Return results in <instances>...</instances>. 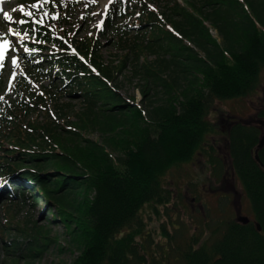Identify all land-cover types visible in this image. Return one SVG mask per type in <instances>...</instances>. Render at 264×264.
Instances as JSON below:
<instances>
[{"label": "trees", "instance_id": "trees-1", "mask_svg": "<svg viewBox=\"0 0 264 264\" xmlns=\"http://www.w3.org/2000/svg\"><path fill=\"white\" fill-rule=\"evenodd\" d=\"M28 1L34 0H21ZM164 1L160 10L145 0L126 8L120 0L112 4L109 39L122 51L116 61L105 62L92 35L75 39L61 27L54 33L45 28L47 19L42 27L26 24L25 33H36L40 42L20 43L26 60L36 69L48 63L69 101L51 98L55 115L29 120L31 131L2 123L0 264H36L51 246L58 254L78 253L71 264H264V145L257 149L264 127L232 117L226 156H213L214 143L208 144L218 133L213 102L248 97L260 83L264 0ZM117 14L135 17L119 29ZM43 43L58 49L40 60L37 53L49 49ZM127 75L142 82L144 106L120 93L117 82ZM47 100L31 93L15 111L25 120L34 108L49 110ZM72 100L80 102L77 109ZM257 116L264 124V107ZM207 146L214 175L237 180L261 231L226 216L194 226L188 239L176 233L181 226L167 208L171 192L164 178L208 155ZM219 183L212 181L211 190L225 187ZM39 200L64 228V245L45 224L17 218L22 203Z\"/></svg>", "mask_w": 264, "mask_h": 264}, {"label": "rangeland", "instance_id": "rangeland-1", "mask_svg": "<svg viewBox=\"0 0 264 264\" xmlns=\"http://www.w3.org/2000/svg\"><path fill=\"white\" fill-rule=\"evenodd\" d=\"M50 6H47V13L50 14L55 9L58 0H53ZM67 4V9L60 10V16L56 19L53 18V22L58 24L59 19L65 20L67 23H63L68 32L72 31L75 39L85 38L87 35H96L101 40V54L105 62L119 60L122 51L116 48L113 42H110L107 37L102 36L101 29L103 28L105 14L107 10L104 9L106 0H64ZM111 1V0H110ZM122 1V0H121ZM151 7L164 9L166 4L164 0H145ZM16 6V0H0V51L3 52L0 57V77L6 82L5 90L0 95V122L6 119V122L10 125H14L18 128H28V121L21 120L15 113V100L21 97L22 94L29 95L30 91H34L40 88L42 85L51 88L53 99L58 98L60 102H68L69 97L64 94L59 87H52L48 76L43 74H34L32 79H27L25 87L18 91L15 87L17 81V72L20 70V51L17 48V38H21V34L17 31L9 19L5 18V13L12 14L13 9ZM32 6H37L36 4ZM124 7V5H123ZM128 5L125 6V8ZM129 9H126L127 13ZM127 15V14H126ZM68 17V20L66 19ZM118 17V14H117ZM134 17L120 16L116 19V26L123 27L125 24H130ZM169 28V27H168ZM22 30V29H21ZM211 33L214 36H218L217 32L212 29ZM109 36V35H108ZM7 41V44H5ZM186 44H189L186 41ZM118 55V56H117ZM155 56H149L150 60H153ZM15 60V63H13ZM5 62V63H4ZM46 68V67H45ZM128 77L124 81H118L119 90L122 96L129 101V99L135 98V104L144 106L147 102L143 99L141 93L140 84L142 82L137 77ZM54 102V101H52ZM50 102L48 109H54L53 103ZM72 103L76 105V109L80 106L78 100H72ZM214 109L211 120L218 126V133L209 136V143H214L213 156H226V136L225 131L231 126V122L228 119L236 121H243L246 124H260L261 121L257 116V109L264 107V72L261 74L260 83L256 92L248 97L238 98L233 100H227L223 102H213ZM49 112L45 109L38 108L34 110V113L29 115V118H35L38 122H45L48 119ZM230 117V118H229ZM73 118V117H72ZM74 119V118H73ZM260 125L263 126L261 123ZM221 131V132H220ZM93 138H98V134L92 135ZM207 149L209 147L207 146ZM210 149L208 155H198L193 164L183 165L179 168H174L169 171L164 178V185L171 192V202L168 204V209L172 214V221L179 228L176 233L183 236L190 237L191 230L194 226H205L206 222H220L225 219L226 216H231L236 219L237 211L240 215L253 218L251 205L245 194L242 193L241 188L237 180L233 177L225 176L223 180L221 177H215L213 169L215 166L210 165ZM213 174V177H210ZM216 180L220 183L224 182L225 187L219 191L216 188H212L211 182ZM218 181V183H219ZM219 183V185H220ZM240 189V190H239ZM234 190H238L240 196L235 198ZM231 193H226V192ZM226 194L228 198H226ZM224 195L222 198L221 196ZM228 201V202H227ZM224 202V204L222 203ZM235 203L234 204H231ZM229 204V205H227ZM226 208V209H225ZM175 211H174V210ZM190 214L187 217L185 214ZM19 220H29L30 222H36L38 224H45L47 229H52L53 234H57L60 238L57 240L58 244L64 245L63 234L64 228L58 224V220L54 218L49 208L45 206L42 200H39L37 204L30 205L29 203H22L18 211ZM3 203H0V225L4 223ZM183 220V221H182ZM165 221V219H164ZM184 222V225H181ZM159 224V222H158ZM151 228V227H150ZM155 228V227H154ZM173 232V229L171 230ZM205 235L208 233L203 231ZM185 239V240H186ZM156 240H160V236L156 237ZM180 242V241H178ZM211 243V241L209 242ZM76 252H64L58 254L56 246H51L41 257L36 264H71L77 257ZM3 258V253L0 255V259Z\"/></svg>", "mask_w": 264, "mask_h": 264}, {"label": "bare ground", "instance_id": "bare-ground-1", "mask_svg": "<svg viewBox=\"0 0 264 264\" xmlns=\"http://www.w3.org/2000/svg\"><path fill=\"white\" fill-rule=\"evenodd\" d=\"M107 1V0H106ZM109 2H110V0H108L105 4H104V9L103 10H105L106 8H107V6H108V4H109ZM260 142V141H259ZM258 145H259V143H258ZM257 149H258V146H257ZM257 149H256V152H257ZM257 155V154H256ZM259 157V156H258ZM257 159V158H256ZM257 160H259V158L257 159ZM239 188H241L240 186H239ZM240 190V189H239ZM241 190H242V188H241ZM227 194L228 193H231L230 191L229 192H226ZM242 193L244 194V192H243V190H242ZM226 194V198L227 199H229L228 198V195ZM234 195H235V198H237V197H239L240 196V193L238 192V190H234ZM222 198L224 197V195H222L221 196ZM247 198V197H246ZM248 199V198H247ZM248 201H249V199H248ZM228 202V201H227ZM250 202V201H249ZM222 203V202H221ZM231 204H234L235 205V203H232V202H230ZM222 204H224V202L222 203ZM227 205H229V204H227ZM226 209V208H225ZM259 224V223H258ZM260 225V224H259ZM256 227H257V225H256ZM261 227V226H260ZM257 229H258V227H257ZM172 230V227H170V228H168V231L169 232H172L171 231ZM259 230V229H258ZM259 231H261V229L259 230ZM156 236H160V240H162L163 241V239H164V237H162L160 234H159V231H158V229H156Z\"/></svg>", "mask_w": 264, "mask_h": 264}, {"label": "water", "instance_id": "water-1", "mask_svg": "<svg viewBox=\"0 0 264 264\" xmlns=\"http://www.w3.org/2000/svg\"><path fill=\"white\" fill-rule=\"evenodd\" d=\"M263 145H264V134H263V136L260 139V142H259V145H258V149L262 148ZM256 158L257 159L259 158L258 155H256ZM238 221L243 222V223L246 224V223H248L250 221V219L247 216L239 215L238 216ZM257 227H258L259 230L261 229V227H260V225L258 223H257Z\"/></svg>", "mask_w": 264, "mask_h": 264}, {"label": "snow or ice", "instance_id": "snow-or-ice-1", "mask_svg": "<svg viewBox=\"0 0 264 264\" xmlns=\"http://www.w3.org/2000/svg\"><path fill=\"white\" fill-rule=\"evenodd\" d=\"M28 14L30 15V13H28ZM4 15H5V18H6V19H11V17L8 16L7 13H5ZM5 44H7V41H5ZM0 48H3V45H0ZM2 55H3V52L0 51V57H2ZM13 63H15V60H13Z\"/></svg>", "mask_w": 264, "mask_h": 264}, {"label": "flooded vegetation", "instance_id": "flooded-vegetation-1", "mask_svg": "<svg viewBox=\"0 0 264 264\" xmlns=\"http://www.w3.org/2000/svg\"><path fill=\"white\" fill-rule=\"evenodd\" d=\"M224 177H225L224 175H221V180H223V179H224ZM233 179H235V178L233 177Z\"/></svg>", "mask_w": 264, "mask_h": 264}]
</instances>
